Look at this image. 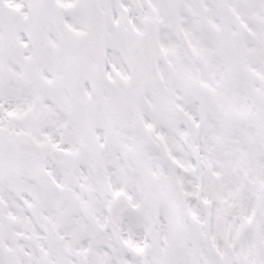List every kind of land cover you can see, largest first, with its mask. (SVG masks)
<instances>
[{
    "label": "snow or ice",
    "instance_id": "snow-or-ice-1",
    "mask_svg": "<svg viewBox=\"0 0 264 264\" xmlns=\"http://www.w3.org/2000/svg\"><path fill=\"white\" fill-rule=\"evenodd\" d=\"M0 264H264V0H0Z\"/></svg>",
    "mask_w": 264,
    "mask_h": 264
}]
</instances>
